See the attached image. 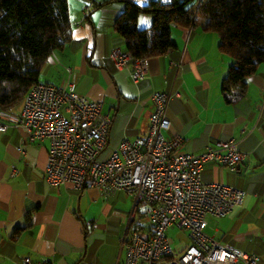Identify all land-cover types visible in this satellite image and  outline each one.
<instances>
[{
    "label": "crops",
    "instance_id": "1",
    "mask_svg": "<svg viewBox=\"0 0 264 264\" xmlns=\"http://www.w3.org/2000/svg\"><path fill=\"white\" fill-rule=\"evenodd\" d=\"M67 5L70 39L56 46L42 67L50 80L44 82L67 89L72 82L75 92L101 103L111 118L103 157L123 138L147 134L156 90L170 92L164 135L182 137L178 151L199 153L217 140H235L245 153L236 170L208 161L201 171L206 181L246 192L241 206L216 220L217 238L210 235L259 254L257 264H264V61L248 77L244 97L227 102L221 81L232 59L219 51L218 35L203 30L204 21L189 28L171 25L175 46L146 58L144 77L135 83L131 64L116 69L108 57L113 48L126 51L113 25L125 0H67ZM150 24L151 17L142 13L138 26ZM21 134L16 126L0 131V264H22L25 256L55 264H123L121 234L131 213L138 222L132 196L50 185L44 175L48 140L19 148ZM179 243L177 251L187 245Z\"/></svg>",
    "mask_w": 264,
    "mask_h": 264
},
{
    "label": "built area",
    "instance_id": "2",
    "mask_svg": "<svg viewBox=\"0 0 264 264\" xmlns=\"http://www.w3.org/2000/svg\"><path fill=\"white\" fill-rule=\"evenodd\" d=\"M116 69L131 64V78L138 82L147 70L146 57L113 48L109 55ZM69 88L51 83L32 84L22 108L11 122L0 121V131L10 126L21 129L20 146L48 140L45 180L52 186L100 191L122 190L133 197L135 210L148 208L150 226L142 228L130 214L121 234L126 249L123 264H257L260 255L221 242L205 232L209 216H224L243 204L246 192L239 187L202 178L204 163L214 161L236 170L245 153L235 140H217L204 151H178L182 137H165L170 127L167 103L170 92L151 95L153 111L144 136L123 138L108 155L111 118L101 103ZM178 92L176 91V94ZM186 230L184 249L173 248L167 235L170 226ZM22 264H55L33 261Z\"/></svg>",
    "mask_w": 264,
    "mask_h": 264
},
{
    "label": "trees",
    "instance_id": "3",
    "mask_svg": "<svg viewBox=\"0 0 264 264\" xmlns=\"http://www.w3.org/2000/svg\"><path fill=\"white\" fill-rule=\"evenodd\" d=\"M142 13L151 17L144 28L138 26ZM197 21L218 35L219 51L232 59L221 92L227 102L236 103L264 61V0H149L142 5L125 0L113 25L127 52L148 58L175 46L171 25L189 28ZM70 27L67 0H0V121L15 120L13 107L40 82L53 49L70 39ZM145 212L148 208L141 204L138 216Z\"/></svg>",
    "mask_w": 264,
    "mask_h": 264
},
{
    "label": "rangeland",
    "instance_id": "4",
    "mask_svg": "<svg viewBox=\"0 0 264 264\" xmlns=\"http://www.w3.org/2000/svg\"><path fill=\"white\" fill-rule=\"evenodd\" d=\"M202 20V19H200ZM201 22V21H200ZM214 34V33H213ZM40 80L41 81H46L48 79L47 76H44L43 71H41L40 73ZM49 80V79H48ZM50 81V80H49ZM22 108V101L21 103H18L15 107H13V116H11V118H15L18 116L20 110ZM8 115V114H7ZM6 116V115H5ZM133 198V197H132ZM220 217H214V216H209L207 218L209 225L206 227L205 232L207 234H211L214 235L215 238H217L218 234L217 232H214V226L217 223L216 220L219 219ZM138 223H140L142 226H144L145 228H148L150 226V221L148 218V214L145 212L144 215L142 217L137 218ZM167 235L169 236V238L171 239V244L173 246V248H175L176 245L180 244L179 242H184L187 241L188 239V235L187 232L183 229H179L178 227H176L175 225L170 226L167 230ZM217 235V236H216ZM176 249V248H175Z\"/></svg>",
    "mask_w": 264,
    "mask_h": 264
}]
</instances>
